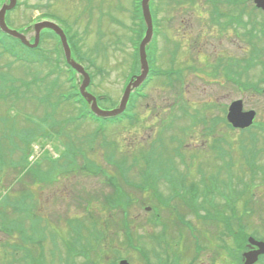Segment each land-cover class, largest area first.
I'll use <instances>...</instances> for the list:
<instances>
[{
  "label": "rangeland",
  "instance_id": "obj_1",
  "mask_svg": "<svg viewBox=\"0 0 264 264\" xmlns=\"http://www.w3.org/2000/svg\"><path fill=\"white\" fill-rule=\"evenodd\" d=\"M187 1L189 0H151L152 8L158 12L156 17L163 25V33L166 32L174 39L176 35L181 43L178 66L183 69L180 71L184 74L185 85L181 87L178 83H167L164 78L156 79L143 90L145 97H139L130 112L135 119L124 121L120 125L107 124L103 134L96 132L103 129V123L96 124L88 119L75 122L74 119L84 108L79 102L73 103V100L64 101L61 98V94L68 96L74 92L71 84L73 72L67 73L63 55L56 51L57 41L54 37L46 36L43 39L41 51L38 52L41 59H36L34 65L17 62L15 58L4 53L0 45V264H23L21 259L23 260L24 252L20 247L30 246L26 238L34 235H37L36 240L43 235L47 241L43 248L35 249V255L39 258L47 255L45 264H59L71 253L74 240L69 237L68 230L75 217L85 218L90 215L89 210H95V215L109 214L104 207L108 210L115 208L117 212L108 221V225L115 228L108 231L109 239L106 244L89 241L85 243L89 254L82 251L80 255L66 262L62 261L63 264H109L117 257L127 258L126 253L114 249L118 247L124 252L127 251L122 247L125 243L123 238H118L122 226L125 225L134 226L137 235L140 234L145 239L144 246L148 251L156 249L148 242V235H160L165 225L170 231L165 234L167 252L163 255L169 259L164 258L163 263L177 264L182 259L183 264H224L232 261L236 264L238 256L244 253L245 243L243 246L234 245V239H227V245L223 244L220 236L226 231V222L217 229L214 225H207V221L212 219L208 216L218 211L223 204L213 194V183L218 185L219 196L222 195L221 189L228 187L230 194L227 204L232 202L237 217H245L243 225L246 236L240 232L243 237L239 236L238 241L241 239L240 242L243 243L250 235H256L264 241V182L259 179V175L255 179L256 183L252 184L253 188L244 195L245 199H236L243 193L240 180L250 186L251 177L254 175L255 164L250 158L256 156L254 141L258 139L256 136L261 129L253 128L242 132L228 130L223 121L213 123V119L219 115L226 120L225 110L232 101L238 99L244 101L246 110L256 111L258 123L264 121V96H257L254 91L242 90L236 82L229 84L223 77L220 67L222 61L217 65V54L220 57L227 54L238 58L239 61H234V71L241 75L237 77L238 81L242 84L245 81L253 82L258 88L257 83L263 76L261 68L255 66V63L243 67V59L251 51L254 55L256 50L239 38V35L228 36L229 40L222 41L200 36L201 32L197 27H200L199 20L190 19L191 15L181 13L180 7ZM193 1L197 2L196 8L205 7L202 5L205 0ZM3 2L4 0H0V3ZM18 2L20 6L7 15L9 27L29 31L28 36H33L34 32L30 28L35 22L52 20L57 23L74 39L72 43L79 54H73V58L83 64L88 74L93 77L88 90L90 94L98 97L101 108H117L128 81L140 71L134 51L138 23L133 20V2ZM249 9L243 14L245 22L249 20ZM241 10L242 8L238 11ZM258 20H263V17L259 16ZM186 23L189 26L183 29L182 26ZM183 32L182 39H178L177 35ZM191 35V41L187 40ZM158 41L160 45L157 55L160 60L155 69L167 70L170 64L165 57L171 56V47L162 37ZM255 47L259 49L260 42ZM163 50L165 53L161 56ZM15 53L19 55V51ZM195 58L198 59L200 71H203L202 62L212 64L215 71L208 67L200 77L195 76L188 70ZM154 60L151 50L149 62L154 63ZM222 81L224 83L220 84ZM80 82L79 76L75 75L76 85L79 86ZM31 84L32 87L29 88ZM174 103L176 106L173 112L176 115L182 114L181 103L187 104L192 111L200 109L201 118L206 125H199L189 135H183L181 128L187 123L184 119L177 118L172 128L168 125L167 117L170 115L168 108ZM176 115L170 119H174ZM200 135L206 136L205 141L201 140ZM216 141L220 143L219 153L214 152ZM181 142L184 143L183 149ZM260 146L257 144L256 149L260 150ZM222 149H226L228 154L222 156ZM52 158L60 159L54 160V165ZM70 162H78L80 165L85 162L84 172L87 175L92 174L95 163L101 164L109 173L110 167L117 168L121 163L128 162L125 166L128 175L137 173L130 185L147 177L144 166L148 167V171L153 170V167L154 171L164 169L175 179H191V182L188 181L189 185L198 188V204L188 210L184 196L174 198L164 182L156 181L145 195L121 187L123 193H128L125 195L127 205L125 203L119 206L114 202V196L110 194V198H106L101 194L105 190L100 182L101 176L89 178L81 172L74 174V177L71 174L69 179L72 180V191L65 196L63 193L67 185L62 181L53 185V179L46 178L45 175L49 167H58L60 164L69 167L67 164ZM258 164L264 165L262 158ZM134 167L139 174L133 172ZM107 177L110 191L120 193L118 189H114L115 182L119 181L118 174L114 171ZM201 177L206 186H202ZM43 179L49 185L43 183ZM55 188L59 192L58 196L54 195ZM181 190L184 194L189 192L188 189ZM149 193H153L154 198ZM165 202L168 203L166 208ZM89 205L92 208H88ZM200 205L205 209L199 210ZM146 207L151 208L149 213L144 211ZM177 208L180 211L187 210L185 218L194 227L185 226L186 221L182 218H177V221L174 217L171 221L166 219V211ZM193 210H197L196 213H192ZM224 213L229 217L227 224L236 226L231 213H226L225 209ZM155 217H163L160 224H156ZM167 221L170 224H166ZM55 237L57 245L53 243ZM74 238L77 242L75 232ZM51 252L55 254H50ZM131 263L137 264L139 261L132 260ZM33 264H42V261L36 260Z\"/></svg>",
  "mask_w": 264,
  "mask_h": 264
},
{
  "label": "flooded vegetation",
  "instance_id": "obj_2",
  "mask_svg": "<svg viewBox=\"0 0 264 264\" xmlns=\"http://www.w3.org/2000/svg\"><path fill=\"white\" fill-rule=\"evenodd\" d=\"M197 2L196 1H187L185 2L181 7V13L182 15H191L190 19H198L200 22L198 30L201 32L200 36H206L208 39L209 37L218 41H222L224 39L229 40L228 36L235 37L236 35H239V38H241L245 43L251 45L253 50H256L254 55L253 51L247 55V58L243 59V67H248L249 65H252L255 63V66H259L261 68V73L263 74L262 77H260V81L257 83L258 88L263 92L264 96V10H260L257 7L254 6V2L252 0L247 2H238L237 0H210L209 2H202V5L205 7H202L201 9L196 8ZM212 6V7H211ZM242 8V10L239 12L238 10ZM250 8V16L249 20L247 22L243 21V14L244 12ZM155 15V11H154ZM262 16L263 20L259 21L258 17ZM189 23H186L182 26V28L186 29L188 28ZM158 32V38H163V40H173L174 38L172 36L167 35L166 32L163 33V25L159 24V28L156 29ZM183 31V30H182ZM205 31V32H203ZM231 31V32H230ZM229 32V33H228ZM208 33V34H206ZM182 34H178V39L182 37ZM175 39L176 35H174ZM238 37V36H237ZM182 39V38H181ZM187 40L191 41L192 35L190 37L186 38ZM184 40V39H183ZM178 41V40H177ZM256 41V42H255ZM260 42V48L255 47ZM225 57H220V54H217V59L219 60L217 65L220 63V67H222L223 70V77L225 80L229 81V84H232L231 82H236V71L235 69V59L227 54H225ZM224 61V62H223ZM180 62H183L181 60ZM215 64V66L217 67ZM215 67V68H216ZM218 68V67H217ZM220 70V68H218ZM219 72V71H217ZM221 74V73H220ZM219 83L218 81H216ZM226 82V81H225ZM248 82V81H247ZM224 81L220 82V84H223ZM251 85H253V82H248ZM185 84V83H184ZM188 84V83H186ZM254 110V109H248ZM258 115L256 116L255 122L253 126H258ZM257 122V123H256ZM261 127L260 132V138H261V148H262V161L264 164V121L262 123H259ZM60 189V188H59ZM72 191L71 185L67 184L66 190H64V195L68 196L70 195V192ZM91 207V205H90ZM92 208V207H91ZM88 213L90 215H86L85 218H81L79 216H76L74 219V222L72 224L77 225L79 222H84V225L81 226V229H84L81 232H75L76 237L78 238V241H75L74 238V231H70V228L68 230L69 234L71 233L70 237L74 240L72 244V251H73V257H76L84 251L85 254H89L88 248L85 246V243L89 241H95L100 242L102 245L106 244V241L109 239L108 237V231L113 230L115 227H111L108 225V221L110 218H113L117 215V212H114V214H100L95 215V210H89ZM184 218V216H182ZM168 220H173L172 215L168 216ZM113 226V225H112ZM177 228V227H174ZM83 233V237L82 236ZM115 234V233H113ZM119 237H122L125 241L124 245L122 247L126 248V252H124L123 249H120L118 247H115L114 249L116 251H122L124 254L126 253L128 255L127 258L123 257H117L112 262L116 264H121L122 261H128L129 264H132L131 261L138 260L141 264V261L139 257L146 256L144 252H140L141 250V236L140 234L137 235L136 230L134 226H122L121 231L119 232ZM84 245V249H80L79 252H76L75 249L77 246ZM74 247V248H73ZM246 250H256V247H250V249ZM75 252V253H74ZM87 257V256H86ZM261 258V257H260ZM136 259V260H135ZM134 263V262H133ZM110 264V263H109Z\"/></svg>",
  "mask_w": 264,
  "mask_h": 264
},
{
  "label": "water",
  "instance_id": "obj_3",
  "mask_svg": "<svg viewBox=\"0 0 264 264\" xmlns=\"http://www.w3.org/2000/svg\"><path fill=\"white\" fill-rule=\"evenodd\" d=\"M149 1L150 0L142 1V10H143V15H144L145 22L147 24L148 31H147L145 39L142 41L141 46H140L141 75L137 77L136 80L131 81V83L128 85L125 91V94L121 100L119 107L111 111L101 110L97 105L96 99L86 91V88L90 84V77L85 72L84 68L81 65L77 64L71 58V52L67 44L66 37L64 33L62 32V30H60L58 27L50 23H40V24L35 25L36 43L33 46H31L29 42L26 40L24 35H22L21 33L17 31L10 30L7 27L5 23L6 13L14 9L17 4V0H8V3L3 5L0 11V29L5 34H8L12 36L13 38L19 39L23 44L31 46V47L37 46L39 42V36H40L41 30L45 28H49L55 31L62 40V44H63L65 54H66V59L69 65L74 70H76V72H78L79 74L83 76V83L80 87V92L82 96L84 97V99H86V101L90 105L92 112L96 114L98 117L113 118V117H117L118 115L122 114L125 111L131 92L142 84V82L145 80L148 74L149 67H148V62H147L146 46L149 44L152 38V21H151L150 9H149ZM256 3L258 4L259 7L264 8V0H256ZM250 114L251 113L249 114L242 113L241 102H236L231 106L229 120L234 124V126L244 128L250 124V120H251L249 116ZM250 241L252 243H255L253 240H250ZM255 244L259 245L261 247V250L258 252L245 253L244 257L247 260L246 264H254L258 260L259 255L264 254V244L263 243H255Z\"/></svg>",
  "mask_w": 264,
  "mask_h": 264
},
{
  "label": "trees",
  "instance_id": "obj_4",
  "mask_svg": "<svg viewBox=\"0 0 264 264\" xmlns=\"http://www.w3.org/2000/svg\"><path fill=\"white\" fill-rule=\"evenodd\" d=\"M240 235H242V234H241V233H238V234H237V236H240Z\"/></svg>",
  "mask_w": 264,
  "mask_h": 264
}]
</instances>
